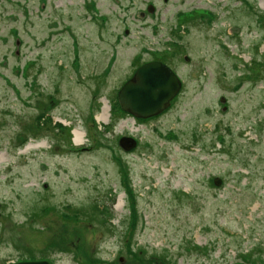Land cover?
I'll list each match as a JSON object with an SVG mask.
<instances>
[{
  "label": "rangeland",
  "instance_id": "obj_1",
  "mask_svg": "<svg viewBox=\"0 0 264 264\" xmlns=\"http://www.w3.org/2000/svg\"><path fill=\"white\" fill-rule=\"evenodd\" d=\"M7 3L0 257L264 264V0ZM155 55L182 88L168 110L134 121L117 91ZM130 239L159 262H134Z\"/></svg>",
  "mask_w": 264,
  "mask_h": 264
},
{
  "label": "water",
  "instance_id": "obj_2",
  "mask_svg": "<svg viewBox=\"0 0 264 264\" xmlns=\"http://www.w3.org/2000/svg\"><path fill=\"white\" fill-rule=\"evenodd\" d=\"M180 87V81L172 71L160 61L152 60L137 67L117 91L116 100L121 111L136 119H146L165 110ZM118 142L126 150L134 146L131 137H121ZM17 264L49 263L35 261Z\"/></svg>",
  "mask_w": 264,
  "mask_h": 264
},
{
  "label": "flooded vegetation",
  "instance_id": "obj_3",
  "mask_svg": "<svg viewBox=\"0 0 264 264\" xmlns=\"http://www.w3.org/2000/svg\"><path fill=\"white\" fill-rule=\"evenodd\" d=\"M5 1H7L8 3L7 4H12V0H0V4L2 3V2H5ZM165 1V0H164ZM147 5V4H146ZM149 8L150 9H152V10H154V7H153V5L151 4V6H149ZM145 10V9H144ZM147 10H145V12H146ZM151 60V59H150ZM150 60H148V61H150ZM154 61H157V60H154ZM159 62V61H158ZM162 63V62H161ZM163 64V63H162ZM164 65H166V64H164ZM168 68H169V66L168 65H166ZM170 69V68H169ZM180 79V81H181V83H180V86L182 85V80H181V78H179ZM182 88V86L180 87V89ZM180 89H179V91H180ZM178 91V92H179ZM178 94V93H177ZM176 94V95H177ZM175 95V96H176ZM175 96H173L172 97V100L169 102V105L167 106V108L165 109V110H168L169 108H170V106L172 105V103H173V99H174V97ZM130 244H131V255H132V260L135 262L136 261V259L139 257V255L141 254V255H148V256H150L151 255V259H152V261H154V262H159L158 261V258H159V256H156V255H154V254H145V252H144V250L140 247V246H138L136 243H134V242H132V239H130ZM30 254V252L29 251H27L26 253H25V255L22 253V252H20L19 251V255L18 256H16V257H8V256H1L0 257V264H2V263H4V264H17V263H24V262H35V261H44V259L42 258V259H40V258H38V256L37 255H35V257H33V256H31V255H29ZM113 256V259H116L117 257H118V255H117V253H115V254H113L112 255ZM118 261H121L120 260V258L118 259ZM48 263H49V260H48ZM50 264V263H49Z\"/></svg>",
  "mask_w": 264,
  "mask_h": 264
},
{
  "label": "trees",
  "instance_id": "obj_4",
  "mask_svg": "<svg viewBox=\"0 0 264 264\" xmlns=\"http://www.w3.org/2000/svg\"><path fill=\"white\" fill-rule=\"evenodd\" d=\"M89 10V9H88ZM196 14H191L190 12V14H186V12L184 11V13H183V11H179V13H181L180 14V16H179V18L178 19H182V20H184L185 21V23H186V21H187V23H189V22H191V21H194V22H196V20L195 19H193L194 17L193 16H196V17H199V19H203L206 23L207 22H212V20H213V17H212V20H211V18H209L208 17V14L207 13H200L201 11H194ZM193 12V13H194ZM179 13H178V15H179ZM200 13V14H199ZM186 16H184V15ZM176 18V19H177ZM202 23V22H201ZM157 60V58H156V55L155 56H153V57H150L148 60ZM159 60H160V62H162L163 64H165V60H164V57H159L158 58ZM148 60L147 61H142V62H140V63H138L137 65H136V67H138L140 64H142V63H145V62H148ZM137 69V68H136ZM135 69V70H136ZM134 70V71H135ZM133 71V70H132ZM125 113H123L122 112V115H124ZM127 114H125V116H126ZM134 121H139V119H134ZM128 197H130L131 198V195L130 194H128ZM130 200V199H129ZM242 258H243V260H241V259H239V261H236L235 262V264H245L246 263V259H247V257H245V256H241ZM240 258V257H239Z\"/></svg>",
  "mask_w": 264,
  "mask_h": 264
},
{
  "label": "bare ground",
  "instance_id": "obj_5",
  "mask_svg": "<svg viewBox=\"0 0 264 264\" xmlns=\"http://www.w3.org/2000/svg\"><path fill=\"white\" fill-rule=\"evenodd\" d=\"M107 109H108V106H107V104H106V102H103V106H102V109H101V114H99L98 116H97V120L98 121H100L103 117H104V115H106V111H107ZM72 135H74V141H75V143H79L80 141H81V138H82V133H80L79 131H77V130H74L73 132H72Z\"/></svg>",
  "mask_w": 264,
  "mask_h": 264
}]
</instances>
